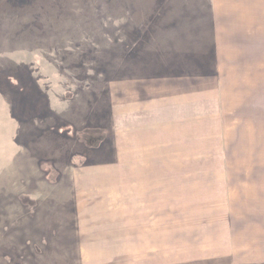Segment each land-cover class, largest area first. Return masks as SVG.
<instances>
[{"label":"rangeland","instance_id":"rangeland-1","mask_svg":"<svg viewBox=\"0 0 264 264\" xmlns=\"http://www.w3.org/2000/svg\"><path fill=\"white\" fill-rule=\"evenodd\" d=\"M214 15L0 0V264H223L246 240L257 255L264 223L237 213L226 159L264 162V26Z\"/></svg>","mask_w":264,"mask_h":264},{"label":"crops","instance_id":"crops-1","mask_svg":"<svg viewBox=\"0 0 264 264\" xmlns=\"http://www.w3.org/2000/svg\"><path fill=\"white\" fill-rule=\"evenodd\" d=\"M213 6L215 9V24L216 25H222V23H228V24H241V23H247V24H255V20L257 19V22L264 26V0H213ZM227 8V10H226ZM237 8L247 9L250 10V13L252 14L248 22L241 21V20H235L234 18L238 17L236 14L234 16H230L231 13L229 9L236 10ZM225 10L227 14H225ZM232 12V11H231ZM236 11H233L234 13ZM230 17L229 20H221L223 17ZM248 17V16H247ZM249 19V18H248ZM233 30H231L232 32ZM233 35H235L234 32H232ZM245 38V37H243ZM216 39L217 36H216ZM192 63L194 62V56L191 57ZM229 61H226L223 59V55H221V52L217 54V67L219 75L222 74V72L225 70V63H228ZM241 66V65H240ZM260 72L264 70V66L259 68ZM252 85H248V87H251ZM225 103L229 102V98L224 96ZM227 142V140H226ZM230 147H232L230 144L226 147V151L229 152ZM252 151V150H251ZM227 161V169L231 174V178L228 179V184L231 186L233 179H236L240 181V184H243L242 189L244 190V197L238 198V207L240 210L239 212L240 217H246L251 218V220L254 221V218H256L259 221V224L264 223V162L258 161V160H240L237 163L233 162L229 158L226 159ZM236 169H239V175L238 178L233 176V173ZM235 174V173H234ZM239 183V182H238ZM236 210V209H235ZM237 213L234 214L237 215ZM258 225V224H257ZM260 227V226H259ZM264 235V232L261 233ZM233 238V237H232ZM260 242L257 241L255 238V247H256V254L257 255H251L250 252L246 251L248 245L247 240L244 241L241 245L237 246V249L233 247L232 252L230 253V256L225 258V261L223 264H264V238H260ZM234 243L237 241V238ZM245 247H244V246ZM236 246V245H235ZM232 254V256H231ZM228 259V260H226Z\"/></svg>","mask_w":264,"mask_h":264}]
</instances>
